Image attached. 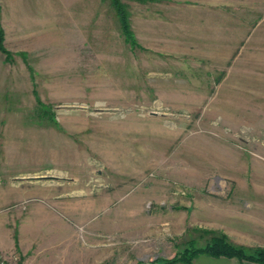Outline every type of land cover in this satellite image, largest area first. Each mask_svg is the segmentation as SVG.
Returning <instances> with one entry per match:
<instances>
[{"label":"rangeland","instance_id":"374dc122","mask_svg":"<svg viewBox=\"0 0 264 264\" xmlns=\"http://www.w3.org/2000/svg\"><path fill=\"white\" fill-rule=\"evenodd\" d=\"M13 1L0 255L187 264L215 235L264 248V0H121L135 44L111 0ZM205 256L193 264H249Z\"/></svg>","mask_w":264,"mask_h":264},{"label":"trees","instance_id":"16d2710c","mask_svg":"<svg viewBox=\"0 0 264 264\" xmlns=\"http://www.w3.org/2000/svg\"><path fill=\"white\" fill-rule=\"evenodd\" d=\"M118 16L122 33L126 40L135 44L133 34L129 25L128 11L126 5L121 0H111ZM4 32L0 24V51L7 54L8 51L3 45ZM8 55V54H7ZM185 256H181L187 264H193V260L199 255H208L211 257L237 258L240 262L248 261L256 264H264V248H248L241 245H235L224 235L212 236L203 246L187 247L184 251ZM175 260L169 259L167 263L172 264Z\"/></svg>","mask_w":264,"mask_h":264},{"label":"crops","instance_id":"0c3cea01","mask_svg":"<svg viewBox=\"0 0 264 264\" xmlns=\"http://www.w3.org/2000/svg\"><path fill=\"white\" fill-rule=\"evenodd\" d=\"M7 1H9V0H7ZM7 1L6 0H0V18L1 19H3V15H4V12H5V7H4V5H5V3H7ZM13 0H10V2H12ZM21 1L22 0H15V1H13L14 3H16V4H19V3H21ZM3 11V12H2ZM3 32H4V29H3ZM0 247L2 248V246L0 245ZM200 256V255H199ZM205 257H207V258H212V259H229V258H227V257H219V258H215V257H211V256H208V255H206ZM196 259V258H195ZM194 259V260H195ZM249 264H253V263H251V262H248Z\"/></svg>","mask_w":264,"mask_h":264},{"label":"built area","instance_id":"2783aa9c","mask_svg":"<svg viewBox=\"0 0 264 264\" xmlns=\"http://www.w3.org/2000/svg\"><path fill=\"white\" fill-rule=\"evenodd\" d=\"M19 256L12 254L10 257L0 255V264H23L19 262Z\"/></svg>","mask_w":264,"mask_h":264}]
</instances>
